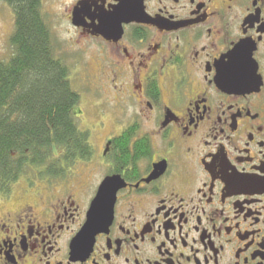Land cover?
<instances>
[{"label": "flooded vegetation", "instance_id": "flooded-vegetation-1", "mask_svg": "<svg viewBox=\"0 0 264 264\" xmlns=\"http://www.w3.org/2000/svg\"><path fill=\"white\" fill-rule=\"evenodd\" d=\"M69 12L75 48L99 56L96 70L73 61L91 70L80 87L107 108L89 113L75 90L93 154L0 212V264H264V0H76ZM94 162L99 178L76 176ZM108 178L111 224L73 250Z\"/></svg>", "mask_w": 264, "mask_h": 264}, {"label": "trees", "instance_id": "trees-1", "mask_svg": "<svg viewBox=\"0 0 264 264\" xmlns=\"http://www.w3.org/2000/svg\"><path fill=\"white\" fill-rule=\"evenodd\" d=\"M1 1L13 11L15 28L13 54L0 60V201L24 177L34 183L69 175L93 154L72 115L80 95L55 50L42 0Z\"/></svg>", "mask_w": 264, "mask_h": 264}, {"label": "rangeland", "instance_id": "rangeland-1", "mask_svg": "<svg viewBox=\"0 0 264 264\" xmlns=\"http://www.w3.org/2000/svg\"><path fill=\"white\" fill-rule=\"evenodd\" d=\"M75 1L76 0H42V14L48 28L51 31L53 44L55 50L57 51V54L60 55V57L64 60L65 64L69 67L71 71L70 81L72 83V87L82 93L81 95H83V97L81 96L83 98V107L87 109V106H89L90 102L94 101L97 105H104L107 108V102L104 104L105 99L102 98V95L100 93L95 94L93 91L86 92V88L80 87V85L83 84L84 80L90 78L89 72L91 73V70L87 71L86 64L85 66L83 65L81 69H79L77 66H74L73 64V61L75 59H79L81 57L83 58L84 63L90 60L93 68L96 70L98 69L99 58L98 54L95 52V46L90 47V49L84 46H82L81 48H75L77 42L73 41L75 37L70 22L68 20L70 15L69 9ZM14 28L15 18L13 11L9 6H7L3 1L0 0V60H4L13 54L12 47L10 45V38L14 33ZM84 51L88 54L85 53L84 55ZM110 108L111 106H109V110ZM88 112L91 113L89 110ZM91 118L92 114H88L86 118L87 121L80 122L79 120L80 126L84 127L85 123L90 122L89 119ZM103 134L104 133H102V135ZM96 137L98 139H95ZM102 141V136H93V142L94 144L96 143V146H100L102 144ZM94 164L97 167H94V170H92L93 172L91 173V175L88 174V171H90L89 169L90 167H92V165L84 166L83 164H79L77 166L78 171L76 176L78 175V177H87L89 175L93 176L94 179L99 178L102 175L103 170L101 169L98 162H94ZM30 181L31 180H29V177H24L20 182L16 184L12 195L9 197L11 199L9 201L7 200V202H5L4 204H2V202L0 201V212L5 209L14 210L18 207V205H22V203H24V201L28 199L27 197L29 196V193L26 194L25 192L27 191V189H30L31 186L33 187L30 190H33L35 192L41 188H44V180H40V182L37 183L38 185H40L38 187H35L36 184ZM35 181H37V179ZM40 192L46 193L45 190H40ZM43 197H45V195H43ZM2 207H4V209Z\"/></svg>", "mask_w": 264, "mask_h": 264}, {"label": "water", "instance_id": "water-1", "mask_svg": "<svg viewBox=\"0 0 264 264\" xmlns=\"http://www.w3.org/2000/svg\"><path fill=\"white\" fill-rule=\"evenodd\" d=\"M88 9L89 8L87 7L86 2H81L79 4V7L74 15L75 26L80 27L78 21L81 19L80 17L82 15H87ZM101 16V22H103V16L105 17L106 15L102 14ZM108 20L104 21L107 23ZM98 31L101 32V28H99ZM117 191L118 187L116 185L115 178H108L104 180V182L99 188L98 195L95 199L94 208L88 216L87 224L72 244L73 250H78L80 246L86 245V243H88V241L90 240L91 247L94 243L95 236L109 227L113 218L114 204L116 200Z\"/></svg>", "mask_w": 264, "mask_h": 264}]
</instances>
